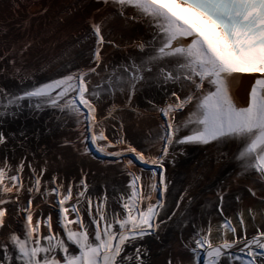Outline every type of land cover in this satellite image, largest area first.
<instances>
[{"label":"snow or ice","instance_id":"snow-or-ice-1","mask_svg":"<svg viewBox=\"0 0 264 264\" xmlns=\"http://www.w3.org/2000/svg\"><path fill=\"white\" fill-rule=\"evenodd\" d=\"M94 2L100 6L97 12L112 11L99 21L95 16L89 21L93 39L90 62L75 70L69 63V70L57 78L33 83L18 92L0 88V119L15 118L25 102L36 110L51 108L67 113L65 123L68 117L73 119L77 136L74 143H64L77 150L82 145L83 155L91 153L89 145L94 146L96 152L123 163V170L130 177L127 192L119 198L120 211L109 213L108 197H97L94 202L87 194L86 179H81L80 190L74 194L73 185L65 188L57 183L56 176L43 182L46 164L37 171L33 163H28L26 187V157L15 168L5 161L0 165V229L6 227L9 205L17 209V218L24 214V221L23 235L11 232L0 245V264H146L147 249L137 241L146 236L159 239V233L176 216L187 195L185 190L171 214L165 213L169 186L163 169L170 156L175 159L177 146L217 147L220 156L238 164L236 179L254 175L253 182L260 185L259 198L264 200V0ZM116 16L126 24L143 25L146 31L129 45L138 49L139 55L130 53L112 66L105 62L103 50L105 45H119L106 39L103 27L104 19ZM29 47L31 42H25L21 57ZM11 63L13 76L19 77L21 85L26 79H33L31 74L21 75L23 69L16 67L15 60ZM50 66L42 69L47 71ZM94 76L99 78L98 83H93ZM146 86L162 91L163 104L147 97L146 108L134 103ZM240 92L247 94L244 104L239 101ZM117 94L125 97L120 105L115 102ZM102 96L112 101L106 112L101 111ZM126 111L138 118L155 114L159 120L156 136L146 141L148 148L138 149L126 139L124 117L117 116ZM178 115L183 119L177 121ZM106 121L112 129L111 137L106 134ZM5 143L6 137L0 133V145ZM227 145L236 146L234 156L221 150L220 146ZM151 148H156L155 154ZM135 162L150 166L147 191L143 181L146 169L139 168L137 174ZM248 192L257 197L251 187ZM25 193L28 198L22 203ZM37 196L44 203L54 197L49 207L57 209L56 224L62 234L53 230L51 214L44 218L39 204L33 208ZM217 196V214L221 217L215 226L218 239L212 238L214 226L209 218L206 226L193 223L189 239L182 240L184 248L193 254L192 264H200L201 259L203 264H264V225H254L255 231L249 235L243 211H238L234 224L225 215V193L218 191ZM240 199L236 197L238 202ZM82 203L86 205L87 223L81 212ZM255 215L250 210L253 221ZM188 224L185 219L182 226ZM42 226L47 234L41 231ZM130 248L133 250L128 251Z\"/></svg>","mask_w":264,"mask_h":264},{"label":"bare ground","instance_id":"bare-ground-1","mask_svg":"<svg viewBox=\"0 0 264 264\" xmlns=\"http://www.w3.org/2000/svg\"><path fill=\"white\" fill-rule=\"evenodd\" d=\"M14 4L19 5V7H14ZM98 7L100 6L97 5L94 0H0V61L2 62V67L4 68L3 74H7L10 69L9 67L11 66V61L15 60L16 67L23 69L21 75L31 74L33 73L31 71H34L36 69L43 70L42 66H48L49 64H51L50 68H48L47 71L43 70L44 75L48 77L52 75L53 78H55L66 72V65L70 63L67 60L69 55H79L80 53H82L83 50L87 53V55L91 56L93 39L90 38L89 21L93 16H95L97 21H99L104 17H108L112 11L111 9H108L103 12H97ZM44 9H47V12H44ZM130 24L131 22L126 24L125 21L118 16L110 19H104L103 33L104 35H106L110 31L111 27L116 26L118 27V29L125 31L127 30L126 27L128 25L130 26ZM81 41L86 42L81 43ZM25 42H31V47H29L28 50L25 51L23 56L21 57V55L19 54L20 49L23 47ZM122 49H124V54H126V48L122 47ZM103 51L105 53L106 63L110 64L112 60H114L118 56L117 47L114 48L113 46L105 45ZM6 56L9 57L6 59ZM4 61H6L8 65H6ZM89 62L90 61L88 60L87 64ZM11 72H13V68ZM7 79H9V81L13 80L12 78ZM93 83L95 84L94 81ZM148 88L150 91H152L150 87ZM144 97H147L148 99H152L154 102L159 103L158 95H156L155 98L154 95H149L145 90L142 93H138L134 100V103H138L140 107H142V109L145 106L147 107L145 101H142ZM238 98L240 103L244 104L247 100V94L245 92H240ZM124 99L125 97H122L117 94L115 102L120 105L123 103ZM103 100H105V102H102L101 105L103 107L101 109L105 110L111 106L112 101L111 99L107 98L106 102V98L101 97L100 101ZM29 109L31 111V108ZM54 110L57 109L44 108L42 110H36L37 114L42 113V115H44V121L48 116V124H51L49 123L50 121L53 122L52 126H55V128L54 130H50L52 131L50 132L51 135H54V132L56 134V128L59 125L58 117L53 113ZM186 112L187 110H185V115ZM121 115L124 117L125 136L127 138L132 137V134L135 131L134 128L137 125H153L151 127H155L156 125L158 127L159 125V120L156 118L155 114L145 116L143 118H138L135 116L134 113L128 111L123 113H117V116ZM65 118L66 117L62 119V124L65 122ZM69 118L70 117L67 118V121ZM73 135L76 138L77 133L74 130ZM141 137H143V135ZM139 139L141 138L138 136L135 137V140L138 142ZM144 146L147 147L146 145ZM80 147L83 149L82 145ZM89 147L91 148V153L89 155H84L83 160H86L85 163L87 165L93 166V164H95L98 167H106V177L102 178L100 176V180L98 179V182L101 181L102 183L106 184H110V182H117V185L114 183L115 191L117 193V196L114 198L119 199L121 195L127 192V190L125 189L120 190V188H118L119 185L121 186L122 183L126 182V180H123L124 182H120L119 180L124 176L121 175L120 172L126 173L123 170V163H117L115 162L116 158L105 156L99 152H97L99 154L98 158L95 159V147L91 145H89ZM152 149L153 148H151L150 151H152ZM155 152H153L152 154H155ZM127 156L130 159H134L132 154H127ZM89 158L93 160H90ZM27 159L28 158L25 159V162L27 161ZM28 163H30V161H28ZM135 163L137 164V168L135 169V171H137V174H139V168L144 167L146 169L143 174V181L145 184V191H147L146 186L149 182L150 176V173L147 171V169L150 166L141 165L139 162ZM165 165H167V163ZM115 169L116 173L114 172ZM253 181V177H248V179L245 178V180L236 179V184L238 185L231 187L230 191L233 192L235 195H238L239 193L246 191L245 186L247 188L248 186H252L253 188L256 187L259 190L260 185L258 183H254ZM101 182L99 184H101ZM186 191L189 193L193 192L192 188H188V190ZM26 197L27 194L25 193L24 196L21 197V200ZM52 200H54V197L49 199V203H51ZM240 205L245 208H248V206H250L254 208L257 207L259 209V207H261L262 211L264 212V201L261 202V200H257L256 202V200L252 198H250V201L244 198V201H240ZM35 207L36 204L33 202V208L35 209ZM41 208L43 211V206ZM51 210V215L54 224V222H56L57 220V212H55L53 209ZM259 212L261 211L259 210ZM36 214L37 215H34L33 218L34 222L39 216V212H37ZM73 217L74 216H72V218ZM218 223H220V221H218ZM254 225H264V221L261 223L253 222L251 224H248L249 235H252L255 231ZM54 227L55 226L53 225V228ZM42 228L44 230L46 229L43 226ZM19 229L20 228H18V230ZM18 230H15L13 232H17L23 235V233L20 232L23 231V229H21L20 231ZM214 240H217V238H214ZM0 241L5 242L3 239H1ZM143 242H145V240L138 241L140 245H142ZM190 255H192V253H190Z\"/></svg>","mask_w":264,"mask_h":264},{"label":"rangeland","instance_id":"rangeland-1","mask_svg":"<svg viewBox=\"0 0 264 264\" xmlns=\"http://www.w3.org/2000/svg\"><path fill=\"white\" fill-rule=\"evenodd\" d=\"M37 123L38 122L36 121V125H37ZM43 125H44V127L47 126V124L44 123V122H43ZM59 129H60L59 127L56 128V131H59ZM31 133L36 136V133H34L32 129H31ZM57 135H58V137H61V136L65 135V133L64 132L61 133V131H60L59 133H57ZM50 141H51V143L53 144L54 147L47 146L43 150V153L47 157L48 161H50L49 168L47 169L48 178L51 177V175H50L51 169H53L54 167H57L58 170H59V172H61L62 173V176H63V179L61 178L62 184L65 187H67L68 184H69V181H70L67 178V176H68L67 175V171L69 169L70 170H75V166H80V168L81 167L88 168L87 167V164L85 163V160L77 159L78 157L80 158V156L77 155V153H79V152L75 151V149L72 150L70 147H60L59 145H57V142L58 141H56V140H50ZM50 151H52V152H50ZM52 154L54 155L53 157H52ZM32 157H34V155H32ZM19 163L20 162L17 160V156L14 155V157L12 156V158L9 161L8 164L14 168L17 165H19ZM32 163L35 165L36 169H38V168L41 167V162L40 161H37V160L33 159ZM65 163H66V165H65V168H64V164ZM71 163H72V165L73 164L74 165L73 166H70L71 167L70 168V167H68V164H71ZM114 172L116 173V169L114 170ZM117 173H119V172H117ZM120 174L124 175L123 178H120L119 179L120 182H124L123 180L129 178V176L127 175V173H124V172L121 173L120 172ZM25 176H26V174H25ZM125 184H126V182H125ZM122 186H124V183H122ZM100 195L101 196H104L105 194L104 193H101ZM91 196L94 197L93 195H91ZM229 196L230 195L228 194V197ZM97 197H98V195H96V197L94 198V200H93L94 202H96ZM38 198H40V197H38ZM226 199H227V197H225V203H226ZM41 200L42 199H38V202H42L41 204L43 206V216H45V218H46L49 214H51L52 210L49 207V205H47L46 203H44ZM21 202L24 203V200H21ZM200 202H203V203L206 204V207L205 208L209 211V213L211 215L214 214V206L212 205V203L214 202V197L212 196V194H209L208 192L200 193L196 197V201L193 202L194 203L193 204V207L200 206ZM111 204H113V203L111 202ZM84 216H85L84 218L87 219L86 218L87 216L86 215H84ZM16 217H17V209L14 207V208L11 209V213H10L9 217L6 219V227L3 228V234L4 235L10 233L11 231L17 230V227H16ZM173 220L174 219H172V221ZM22 224H23V222L19 223L18 225H22ZM54 224H55V227L54 228H57L56 222H54ZM188 230H190V229L187 227V229L186 230L184 229L183 232L180 231L179 233H176V235H175V237L173 239H172V237L170 238V236H169L168 237V241L167 242H164L165 244H161L160 242H157L156 243V240H153V242H155V244L157 246V249H156V247H154L155 248L154 249L155 252L153 250V253H152L153 256H152V262H151V264H154V263H156V264H162V263L163 264H166V260L168 258H170V261H172V262L175 261L174 264H192L191 263L192 260L189 259V255H188V254L191 253L190 250L184 248V246H181V242H179V240H180L179 238L180 237L184 241H187V238L184 237V236L185 235H188L190 233V231H188ZM45 231H47V230L46 229L45 230L44 229L42 230V232H45ZM168 242H169V244H168ZM158 258H160V259H158ZM168 264H169V262H168Z\"/></svg>","mask_w":264,"mask_h":264}]
</instances>
